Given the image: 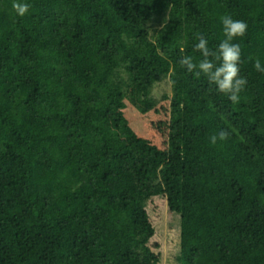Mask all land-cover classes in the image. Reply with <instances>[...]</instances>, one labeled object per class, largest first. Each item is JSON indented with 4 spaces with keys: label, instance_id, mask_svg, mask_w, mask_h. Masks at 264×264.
Segmentation results:
<instances>
[{
    "label": "trees",
    "instance_id": "obj_1",
    "mask_svg": "<svg viewBox=\"0 0 264 264\" xmlns=\"http://www.w3.org/2000/svg\"><path fill=\"white\" fill-rule=\"evenodd\" d=\"M13 2L0 0V264H159L153 198L179 223L177 264H264V0H24L22 17ZM225 14L247 24L235 104L179 64L201 59L196 34L218 46ZM165 78L159 148L126 110L157 113Z\"/></svg>",
    "mask_w": 264,
    "mask_h": 264
},
{
    "label": "clouds",
    "instance_id": "obj_2",
    "mask_svg": "<svg viewBox=\"0 0 264 264\" xmlns=\"http://www.w3.org/2000/svg\"><path fill=\"white\" fill-rule=\"evenodd\" d=\"M29 3L24 0H14L12 9L17 16H24L29 10ZM224 39L213 50L209 47L208 40L196 34L198 43L194 45V51L200 53L201 59L194 61L192 56H183L179 64L189 73L197 77L203 75L208 84L214 86L219 93L226 95L233 103H238L240 93L247 85V79L240 76L239 64L241 62V48L238 43H233L237 37H243L247 31V24L241 20H234L231 15L225 14L220 17ZM163 27V25H162ZM254 70L264 73V65L260 59L253 64ZM174 71V70H173ZM228 137L226 131L221 130L217 135L210 137V143L217 140H225Z\"/></svg>",
    "mask_w": 264,
    "mask_h": 264
},
{
    "label": "rangeland",
    "instance_id": "obj_3",
    "mask_svg": "<svg viewBox=\"0 0 264 264\" xmlns=\"http://www.w3.org/2000/svg\"><path fill=\"white\" fill-rule=\"evenodd\" d=\"M151 94L159 101L157 113H148L141 117L131 108H128L126 113L133 130L140 137L146 138L160 148L164 147L166 143L163 124L169 118L168 100L163 98L165 95L168 97L171 95L168 79L165 78L157 83ZM146 209L154 227L150 246L159 255V264H177L175 254L177 246H179V223L177 224L176 218L168 213L166 201L163 198H153L148 201Z\"/></svg>",
    "mask_w": 264,
    "mask_h": 264
}]
</instances>
